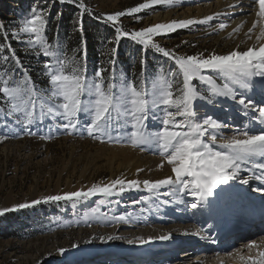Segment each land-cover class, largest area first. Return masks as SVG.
Listing matches in <instances>:
<instances>
[{"label": "rangeland", "instance_id": "obj_1", "mask_svg": "<svg viewBox=\"0 0 264 264\" xmlns=\"http://www.w3.org/2000/svg\"><path fill=\"white\" fill-rule=\"evenodd\" d=\"M148 2L149 0H84L85 5L91 9L88 13L96 15L101 22L112 28L115 34L113 37L115 39L114 58L121 54L122 49L128 50L130 57L141 60L142 69H147V59H150L151 69L141 72L137 78L132 80L130 74L117 70L110 79L103 78L105 87L108 83H112L115 85L114 93L119 94L120 87L125 82L134 83L138 89L142 85L148 94L145 98L149 101L148 119L145 121L146 127L143 130H149L154 125L163 130L165 126L162 121L166 117V112H175L176 109L151 103L153 84L158 77L164 76L172 84L171 90L174 96H178L183 76L171 74L176 71V64L171 56H164L150 45L145 46L133 40L131 33L154 25V17L166 11L167 4L151 5L139 13L126 14L116 23L106 20L108 14L126 11L140 3ZM78 3L79 0H76L75 3L70 4L77 10L78 27L81 28L82 17L86 14L80 16L81 10ZM65 4L67 2L60 3V0H25L22 7L14 9L13 0H0V24L4 26L0 28V88L5 86L4 81L8 82V87L19 85L22 88H31L34 91L32 99L35 102V119L28 125L24 122L22 113L12 112L10 106L12 101L0 92V136L5 137L0 140V208L40 199L46 195L86 190L93 184L106 183L111 176L107 155L109 156L112 152L111 147H115L116 144L113 138L109 140L108 136L93 139L88 135L86 128L91 120L89 114L81 113L76 130H72L63 127V124L67 122L63 117L47 113V108L58 107L59 103H62V98L52 95L53 86L45 64L55 70L62 61L67 74L84 69L89 81L96 79L95 73H89L92 71H88V68L76 67L68 62L63 54L54 51L47 39L46 31L51 23L49 20L51 10ZM34 12L43 13L45 18L40 43L35 42L34 34L20 31ZM117 28L128 32L129 35L120 36L117 39ZM211 30L191 25L178 28L166 35H155L153 40L176 56L185 57L197 54H203L206 57L213 52L224 55L236 49L235 41L231 38L218 40V37L214 35L203 37ZM217 32V34L220 33L218 30ZM5 33H7L6 37ZM3 40L7 41L6 45L2 44ZM45 44L48 45L47 50L53 55L44 54ZM5 47L8 48L7 54ZM247 48L245 44H242L240 50ZM29 63L33 65L32 68ZM37 72H39L38 76ZM202 75L205 79L196 78L191 82L199 93V97L193 102L196 111L194 122H202L208 116L214 118L216 111L226 116L225 118H229V108L225 107L227 105L222 100L224 96L214 95L212 92L213 88H221L228 79L221 73L211 70H204ZM208 77H211V82L208 81ZM36 78H41L46 86H36ZM238 89H236L237 92ZM82 99L87 104L90 97L86 95ZM261 104L264 105V102ZM41 105L44 107L42 108ZM41 111L44 112L43 116L40 115ZM113 116L114 120L109 132L111 137L120 132L126 123L133 126L134 120L123 112L118 120L115 112ZM176 119L183 118L177 116ZM130 131L134 132L135 128L132 127ZM46 136L51 138L45 139ZM120 174L122 175L123 171H119L115 179ZM246 175L247 178L250 177V174ZM132 195L129 196L126 192L113 193L111 196L98 193L87 199L42 202L31 208L5 213L0 216V264H106V262L123 264L117 259L119 256L113 258L111 253L117 251L115 247L129 239H134V236L129 237L130 235L115 230L113 221L137 203L142 202V198H137V194ZM144 198L146 199L145 196ZM59 203L62 204L61 209L50 210L53 205ZM129 220L136 221L137 218L135 219L132 215ZM109 236L113 239L109 240ZM82 247L93 249L94 252L87 253V256L81 255L79 251ZM60 248L67 251L61 254L58 251ZM187 249L189 248L180 249L178 254L169 255L166 258L174 257L173 259L179 262L184 259L179 258L181 253ZM201 250V246L193 250V259H201L203 256L199 253ZM140 254L142 253H128V258L131 259L130 264L143 261L144 258L139 259ZM160 258L165 257H159L162 262L163 259ZM160 261L157 259L154 264H163L159 263ZM196 264L204 263L196 262Z\"/></svg>", "mask_w": 264, "mask_h": 264}, {"label": "snow or ice", "instance_id": "obj_2", "mask_svg": "<svg viewBox=\"0 0 264 264\" xmlns=\"http://www.w3.org/2000/svg\"><path fill=\"white\" fill-rule=\"evenodd\" d=\"M75 3L76 0H60V3ZM180 0H149L148 3H140L136 7L127 9L126 11H118L114 14H108L106 20L116 23L119 18L126 14L139 13L142 9H147L151 5L167 4L172 5L179 3ZM239 3V0H237ZM253 4L258 6L255 12L257 19L248 28L245 36L247 39H253V33L258 28V34L255 35L256 44L248 47L246 50L233 49L224 55H218L215 52L208 56L197 54L194 56H176L174 53L165 50L158 43H155L153 36L166 35L178 28H186L195 23H207L213 17H206L203 21L193 19L172 20L168 23H157L138 31L131 33V38L137 40L145 46H151L164 56H171L175 61L176 71L171 74L173 76L180 74L183 76L180 94L174 96L171 90L172 84L164 77H158L153 84L152 100L153 105H164L166 108H175L176 111H167L166 117L162 123L165 126L160 133L155 135H146L143 129L146 127L145 121L148 119L149 101L145 97L148 95L143 86L138 89L134 83L125 82L119 90V94L114 93V84L108 83L105 87L103 80V71L97 70L95 80L89 81L85 75V70L73 71L67 74L64 70V63L59 62V66L53 70L48 64L45 67L50 74V83L53 86L52 95L62 98V103L58 107H48V114H55L63 117L67 122L63 124L65 129L76 130L78 118L81 113L90 115V123L87 124L86 131L93 139H102L109 135L114 120L113 113H116V119L123 112L124 115L130 116L134 120L133 127L135 131L132 134L131 143L133 146H141L156 142L161 150V154L169 165H172L174 176H167L164 179L157 180H125L116 178L103 184H93L86 190L80 189L71 192H65L59 195H46L40 199H32L29 202L17 203L11 207L0 208V216L5 213L17 211L20 209L31 208L42 202H55L61 200L87 199L94 195L104 194L111 196L114 192L123 193L127 189L147 188L149 191L157 190L162 186L175 185V191L185 193L186 195L196 198V202L191 203L192 209L203 208L210 204V198L221 195L222 186H228L230 181L237 178L242 169V165L248 163L255 157L264 159V129L258 132H252L247 128L243 131L237 130L236 134L220 139L221 148L223 150H215L212 146L217 142V135L222 128H228L226 123L218 122L211 116L202 120V122H194L196 111L194 101L199 97L197 89L192 85V81L196 78L205 79L202 75L204 70H211L221 73L233 84H237L241 89L252 91L256 85L252 81V77L259 76L264 78V0H253ZM78 7L81 10L80 16L91 12L84 0H79ZM219 15V13L217 14ZM99 18V17H97ZM45 26V18L43 13L34 12L32 17L28 19L21 32L35 35V42H42L41 33ZM259 26V27H258ZM0 24V28H3ZM224 23L219 24V29H224ZM240 28L234 29L239 32ZM82 31V28H81ZM117 31V39L120 36H128V32H123L119 28ZM7 33H5V37ZM258 45V46H257ZM48 45H44V54L51 56ZM115 51V49H113ZM211 82V77L207 78ZM7 81L5 86L0 88V92L4 93L10 100L12 112L22 113L24 122L28 125L32 124L35 116V102L32 99L34 91L31 88H22L21 86L8 87ZM264 87V83L261 84ZM214 95H222L231 97L233 100L239 96L238 103L246 110L259 112V119L264 123V105L254 102L244 93H238L228 83L221 88H213ZM88 95L89 103L85 104L82 97ZM27 97V98H25ZM211 103V100H209ZM130 106V107H129ZM43 108L44 105H41ZM11 114V113H9ZM41 116L44 112L41 111ZM183 119L177 120L176 117ZM183 129H187L184 131ZM212 131L209 141H205V134ZM34 134V133H32ZM5 137L0 136V140ZM50 139V136L44 137ZM103 142V141H102ZM162 161L159 167H163ZM256 168L261 170V175L254 176V179L262 182V186L255 191L264 193V163H257ZM140 171V170H138ZM241 184L248 185L249 179H242ZM124 220L125 217L117 218ZM103 239V238H101ZM109 240L113 237L109 236ZM152 237H149L151 240ZM160 240L171 239V233L157 237ZM139 243H145L142 238H138ZM133 243V241H128ZM256 241H251L247 247L249 249L256 247ZM76 247V245H72ZM58 251L63 254L67 249L60 248ZM245 260V264H264V250H260L257 256L241 257Z\"/></svg>", "mask_w": 264, "mask_h": 264}, {"label": "bare ground", "instance_id": "obj_3", "mask_svg": "<svg viewBox=\"0 0 264 264\" xmlns=\"http://www.w3.org/2000/svg\"><path fill=\"white\" fill-rule=\"evenodd\" d=\"M257 10L258 6L253 4V0H239V3L237 0H180L179 3L167 5V10L156 14L153 20L154 24L184 19L203 21L206 17L211 16L213 19L207 23L192 25L204 30L212 29L203 37L214 35V37H218V40L231 38L235 41L236 49L240 50L242 44L247 47L256 44L255 35L258 34V28L253 33L251 40L246 38L245 33L257 19L255 16ZM218 13L219 15H217ZM220 23H224L226 27L219 29ZM237 27L240 28L239 32H234L233 30ZM217 30L220 32L219 34H217ZM261 42L264 43V41ZM251 79L256 85L252 91L241 89L239 85L233 84L230 80H227V83L235 90L240 88L238 89L239 93H244L248 98L262 105L264 87H261V84L264 83V78L254 76ZM222 100L227 105L225 107L229 108L230 117L225 118L226 116L216 111L213 119L221 123L224 122L229 127L222 128L218 133H215L217 142L212 145L215 150H223L220 144L221 137L229 138L235 135L237 130L243 131L247 128L252 132H258L264 129V123H261L258 111L246 110L238 103L239 99L233 100L231 97L224 96ZM156 126L143 131L146 135L160 133L162 130ZM132 127L126 123L122 130L112 137L116 146L111 147L112 152L109 156L107 155L111 176L106 183L114 180L119 171H123L119 178L135 179L141 182L174 176L173 166L166 162L156 142L141 146L132 145L133 132L130 131ZM212 134L211 130L205 134L206 142L210 140ZM162 161L164 166L159 167ZM257 163H264V159L255 157L243 164L237 178L230 181L228 186H222L221 195L210 198V204L203 208L192 209L190 204L196 202V198L176 192L175 185L162 186L152 191L143 187L142 184L138 189L126 188L124 192L129 196L137 194V198H142V202L137 203L136 206L119 216L125 217L124 220L115 219L113 227L121 233L130 235L129 237L134 236V239H129L133 243L127 241L118 245L115 250L119 253L111 254L115 256L118 253V259L123 264H130L131 259L128 258V253L134 252H141L139 259L144 258L143 261H136L135 264H154L157 259L160 261L159 257H165L164 259L160 258L163 260L159 263L163 264H196V262L245 264V260H242L241 257L257 256L260 250H264V225L259 228L254 223L257 215L264 212V193L255 191L262 186L261 181L254 179V176L261 175V170L255 167ZM246 174H250V177L247 178ZM246 178L249 179V184H241L240 181ZM132 215L135 219L137 218L136 221L129 220ZM229 232H231L230 235ZM169 233H171V239H157V237ZM149 237L152 239L149 240ZM138 238H142L146 242L139 243ZM251 241H256L257 246L249 249L247 245ZM198 246L202 247V250L199 251L203 255L200 260L192 257L193 250ZM183 248H189L181 253L179 258H184L183 260L177 262L173 259L174 257L166 258V256L178 254V251ZM90 252H94V250L87 247H82L79 251L81 255L85 254L86 256ZM92 254L94 255V253ZM106 264H111V262H106Z\"/></svg>", "mask_w": 264, "mask_h": 264}, {"label": "trees", "instance_id": "obj_4", "mask_svg": "<svg viewBox=\"0 0 264 264\" xmlns=\"http://www.w3.org/2000/svg\"><path fill=\"white\" fill-rule=\"evenodd\" d=\"M24 1L13 0L14 9L22 7ZM76 12L75 6L70 3L60 8L52 9L49 18L51 23L46 31L47 39L52 44V49L63 54L68 62L76 67L88 68L87 70L92 71L89 72L92 74L102 69L104 70L103 78L105 79H110L115 74V71L121 70V73L130 74L133 80L141 72L151 69L149 67L150 59H147V69H142L141 60H135L130 57L128 50L122 49L121 54L114 58L115 39L113 37L115 34H113L110 25L101 22L96 15L85 13L86 15L82 17L81 31V28L78 27L79 16H77ZM2 44L6 45L7 41L3 40ZM4 49L6 54L9 53L7 52V47ZM29 66L30 68L33 67L31 63H29ZM36 75L38 76L39 72ZM36 79V86H46L41 78ZM61 205L60 203L55 204L50 210L61 209Z\"/></svg>", "mask_w": 264, "mask_h": 264}]
</instances>
